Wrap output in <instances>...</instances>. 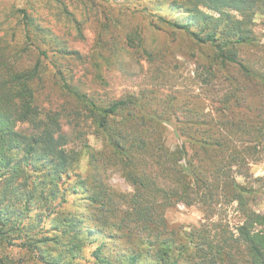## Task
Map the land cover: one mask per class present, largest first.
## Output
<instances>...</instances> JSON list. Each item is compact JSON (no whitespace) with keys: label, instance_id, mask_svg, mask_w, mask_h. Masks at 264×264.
Segmentation results:
<instances>
[{"label":"trees","instance_id":"16d2710c","mask_svg":"<svg viewBox=\"0 0 264 264\" xmlns=\"http://www.w3.org/2000/svg\"><path fill=\"white\" fill-rule=\"evenodd\" d=\"M156 2L153 21L198 48L195 80L210 98L161 96L171 65L159 64L136 31H125L123 46L103 47L121 63L136 42L153 65L154 88L120 98L87 92L63 66L83 60L80 52L20 12L38 60L26 72L0 74L1 243L41 264H264V177L251 173L264 159V46L253 30L264 0ZM247 49L261 57H244ZM47 79L65 105H43ZM88 129L102 144L88 151L93 184L78 172L74 145ZM108 168L132 194L104 188L100 171ZM180 205L198 207L200 225L170 226L165 213Z\"/></svg>","mask_w":264,"mask_h":264},{"label":"rangeland","instance_id":"374dc122","mask_svg":"<svg viewBox=\"0 0 264 264\" xmlns=\"http://www.w3.org/2000/svg\"><path fill=\"white\" fill-rule=\"evenodd\" d=\"M157 5L156 0L144 3L137 0H0V74L9 71L26 72L38 60L37 52L27 44L24 37L20 12L25 10L35 25L51 30L84 57L81 61L66 60L63 66L73 77V83L80 84L87 92L105 98H120L128 93L138 95L154 88L156 82L152 75L153 65L136 42L127 45V51L121 52L124 57L121 63H114L115 60L106 54L108 47H103L108 42L123 46L121 36H125V31H136L143 39L146 50L157 56L159 64L163 62L171 65V76L164 82L160 90L161 96L172 99L202 96L200 85L195 80L198 59L195 54L198 48L186 35L157 23V20L153 21L155 17L151 14L161 10ZM161 13L167 16L166 12ZM116 23L119 29H115ZM102 24L108 26V36L101 35ZM253 30L260 40L259 44L264 46V15L256 16ZM242 55L261 57V52L247 49ZM50 82L47 79L48 96H42L41 102L47 107L52 104L65 105L59 87L52 86ZM209 96L203 94L202 98H210ZM63 123L67 130L70 129L66 120ZM87 132L86 139L82 143L75 141L74 145L81 152L78 172L83 178H88L89 184H93L88 166V151H99L102 144L92 129ZM177 142L170 127L167 143L173 147ZM251 173L254 177H264V159L261 163L252 165ZM100 175L108 192L126 195L133 193V189L116 169L108 168L100 171ZM258 210H264V199L260 201ZM233 216V210L230 209L231 222ZM165 217L170 226L187 231L203 221L201 210L195 206L186 208L180 205L171 208L166 211ZM48 228L49 224L44 225V230ZM15 242L19 244V241ZM0 264L41 263L16 246L0 242Z\"/></svg>","mask_w":264,"mask_h":264}]
</instances>
